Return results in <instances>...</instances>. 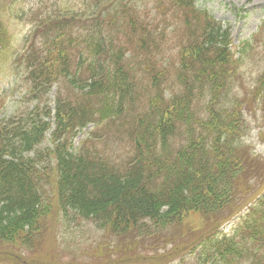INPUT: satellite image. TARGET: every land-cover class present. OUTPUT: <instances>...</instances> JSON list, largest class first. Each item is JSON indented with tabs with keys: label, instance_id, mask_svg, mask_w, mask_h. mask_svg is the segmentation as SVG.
<instances>
[{
	"label": "trees",
	"instance_id": "trees-1",
	"mask_svg": "<svg viewBox=\"0 0 264 264\" xmlns=\"http://www.w3.org/2000/svg\"><path fill=\"white\" fill-rule=\"evenodd\" d=\"M91 1L81 12L54 7L37 21L49 29L38 35L42 42L27 54L25 67L28 98L38 103L0 117V239L29 247L31 233L54 210L48 185L54 213L67 225L90 219L99 230L133 234L122 243L132 249L119 250L122 264L131 263L134 253L156 247L145 240L155 230L190 211L221 212L242 198L223 218L248 205L233 233L214 229L192 243L189 254L194 264H264V159L242 140L249 130L243 111L253 116L264 107V66L249 82V96L233 93L243 84V58L235 60L229 50V28L194 0H156L149 8L136 0H103L108 13ZM161 7L160 16L177 18L183 32L168 66L148 57L169 35L168 28L151 26L159 18L152 11ZM73 21L74 29L81 23L77 30ZM131 42L148 55H130ZM250 48L244 44L241 57ZM60 77L76 92L73 98L58 95L53 107L40 104L38 94L47 95ZM50 122L52 143L40 152ZM89 124L100 126L98 132L72 147ZM109 139H128L130 153L108 156Z\"/></svg>",
	"mask_w": 264,
	"mask_h": 264
},
{
	"label": "rangeland",
	"instance_id": "rangeland-1",
	"mask_svg": "<svg viewBox=\"0 0 264 264\" xmlns=\"http://www.w3.org/2000/svg\"><path fill=\"white\" fill-rule=\"evenodd\" d=\"M194 1L200 9L207 11L216 20L221 21L223 26L230 28V48L235 56L242 53V44L250 41L251 48L241 57L243 58L241 64L244 74L241 78L243 84H236L233 90V93L237 95L249 96V82L255 78L262 63L264 66V0ZM136 2L147 8L157 5L155 4L156 0H136ZM93 5L92 1L82 2V0H0V22L3 25L2 45L0 46V116L31 106L30 102L23 103L25 92L28 91L27 88L31 82L26 78L28 69L25 67V60H22V57L26 56L29 48H34L42 42L40 36L37 35L44 29H49L47 22L43 21L39 26L38 20L47 13L54 12L53 9L58 6H60L58 8L60 12L64 10L71 12L73 9L81 12V9L91 8ZM105 6L106 3H101L99 6L97 4L96 8H102L101 12L108 13L110 7ZM160 11H164V9L161 7V9L155 8L152 11L153 17L159 12V18L153 21L151 26L159 24L162 28H168L164 32L169 33L166 36V41L160 42L153 49L151 56L147 54L149 52L147 48L137 50L135 49L137 44L134 45L132 42L127 51L132 56L137 52L138 56L141 52L146 53L150 59L157 60L159 65L168 66L170 59H174L175 56L173 49L176 51L179 42L183 39V32L177 18L167 14L160 16ZM146 18L144 16L140 19L145 20ZM74 22L71 23L72 29H74V25H72ZM80 25L81 23H76L74 30H77ZM143 60L146 61V58H142ZM141 70L144 72L145 68H141ZM84 74L82 71V75ZM171 76L173 77V72H171ZM138 77L141 79L142 88L148 87L149 80L141 75ZM167 84H174H171L170 77ZM75 93L67 86L65 78L60 77L49 85L47 95L43 97L39 93L38 97L39 101L42 100L41 103L44 100L46 105L49 104L53 107L52 103L56 96L73 98ZM165 94L168 95L167 92ZM246 111L247 109L243 113L244 118L247 119L245 122L249 130L243 135L244 142L252 148L255 154L264 159V107H260V110L255 109L253 116H249ZM50 124L51 127L46 132L43 143L38 146L40 152H45L47 146H51L52 138L50 136L53 125L52 122ZM98 130L99 128L88 125L76 134L73 146L78 148L90 131L98 132ZM108 144L105 147L113 154L117 147L126 146L127 141L109 139ZM98 145L100 148L104 147L100 142ZM49 165L53 166L51 161ZM46 189L47 192L44 191L50 195L55 210L57 205L51 193V186L47 185ZM240 201L242 198L234 203ZM233 204L221 212L209 215L198 211L187 212L178 222L165 227V229L155 230L153 239L145 238L146 241H157L154 249L143 252L141 255L134 253L131 263L126 260L127 262L123 264H194V254H189L188 247L217 228V230L229 234L235 217L227 221H223V218L232 210ZM54 210L52 209L49 215L44 216L38 223V227L43 228L31 233L29 247H24L17 240L7 242L0 239V264H122V261L119 260V256L122 255L119 250L125 252L132 249V245L126 246V248H123L122 245V243L132 240L134 235L130 232L117 236L108 230H99L90 219H76L67 225V221L54 213ZM219 222H222L220 226L215 227ZM137 235L139 236V234ZM139 238L140 236L138 240ZM117 244H119L118 249L116 248Z\"/></svg>",
	"mask_w": 264,
	"mask_h": 264
}]
</instances>
